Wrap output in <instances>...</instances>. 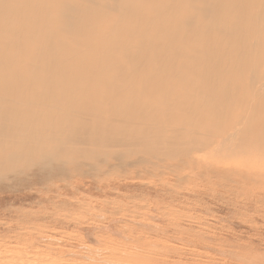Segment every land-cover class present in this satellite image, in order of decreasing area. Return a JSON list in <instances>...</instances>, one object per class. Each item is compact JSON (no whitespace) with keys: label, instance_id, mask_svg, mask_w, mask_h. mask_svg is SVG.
<instances>
[{"label":"bare ground","instance_id":"1","mask_svg":"<svg viewBox=\"0 0 264 264\" xmlns=\"http://www.w3.org/2000/svg\"><path fill=\"white\" fill-rule=\"evenodd\" d=\"M263 98L264 0H0V190L264 148Z\"/></svg>","mask_w":264,"mask_h":264},{"label":"rangeland","instance_id":"2","mask_svg":"<svg viewBox=\"0 0 264 264\" xmlns=\"http://www.w3.org/2000/svg\"><path fill=\"white\" fill-rule=\"evenodd\" d=\"M244 77L236 84L246 86ZM236 89L226 104L244 106L254 88L244 97ZM252 104L250 135L264 98ZM216 146L194 153L185 167L170 153L160 163L106 168L68 185L0 190V254L8 249L9 261L27 264H264V148ZM213 163L229 170L213 173Z\"/></svg>","mask_w":264,"mask_h":264}]
</instances>
